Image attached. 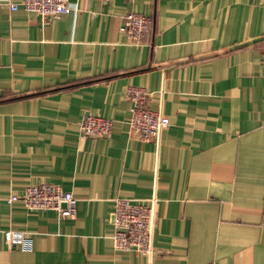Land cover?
Masks as SVG:
<instances>
[{"label": "crops", "instance_id": "0c3cea01", "mask_svg": "<svg viewBox=\"0 0 264 264\" xmlns=\"http://www.w3.org/2000/svg\"><path fill=\"white\" fill-rule=\"evenodd\" d=\"M70 1L48 18L0 0V264H264V0ZM129 10L152 18L137 43ZM129 85L168 117L157 138L130 134ZM85 113L109 135L81 136ZM46 181L72 217L4 199ZM117 197L153 206L150 253L114 248Z\"/></svg>", "mask_w": 264, "mask_h": 264}, {"label": "built area", "instance_id": "2783aa9c", "mask_svg": "<svg viewBox=\"0 0 264 264\" xmlns=\"http://www.w3.org/2000/svg\"><path fill=\"white\" fill-rule=\"evenodd\" d=\"M1 1L5 2L11 10L21 8L26 12H34L41 17L48 18L58 17L76 10L70 0ZM151 27V16L129 10L122 16L118 31L123 33L130 42L137 43L151 31ZM124 93L132 103L127 119L130 134L141 141L157 138L162 129L168 126V117L160 111L145 106L147 91L144 87L129 85L125 87ZM112 125L113 119L92 113L83 114L78 122L79 132L83 137H106L109 135ZM4 199L8 204L22 201L27 208L33 210L52 209L61 217H72L76 207V199L71 191L49 181L27 185L22 193H11ZM153 216V206L126 197L115 198L112 211L114 248L150 253L152 250ZM3 237L8 247L19 245L22 249H30L32 246V238L23 231L6 229Z\"/></svg>", "mask_w": 264, "mask_h": 264}, {"label": "water", "instance_id": "95a60500", "mask_svg": "<svg viewBox=\"0 0 264 264\" xmlns=\"http://www.w3.org/2000/svg\"><path fill=\"white\" fill-rule=\"evenodd\" d=\"M63 205H64V203H63Z\"/></svg>", "mask_w": 264, "mask_h": 264}]
</instances>
